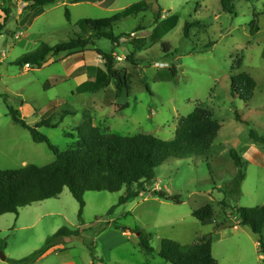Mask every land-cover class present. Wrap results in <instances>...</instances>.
Wrapping results in <instances>:
<instances>
[{
    "label": "rangeland",
    "instance_id": "374dc122",
    "mask_svg": "<svg viewBox=\"0 0 264 264\" xmlns=\"http://www.w3.org/2000/svg\"><path fill=\"white\" fill-rule=\"evenodd\" d=\"M138 1L64 0L30 11L23 0H0V22L7 13L0 36V168H19L23 161L43 166L55 159L46 143L33 142L28 129L13 122L8 106L31 126L42 118L58 123L36 128L59 151L76 147L75 127L85 114L117 135L152 134L169 140L179 120L199 105L220 124L217 137L203 155L169 157L144 191L123 205L117 202L124 190L86 191L79 217V205L65 188L57 198L1 214L0 254L5 259L0 257V264L29 255L61 227L78 229L79 236L65 238L34 264H171L158 254L163 239L189 244L209 233L218 264H262L258 236L238 225L235 207L264 204V141L249 136L254 130L264 139V14L256 18L254 32L251 23L253 13L264 9V0H235L233 14L222 10L220 0H143L150 4L148 10L114 24V32L124 34L118 46L104 38L95 42L99 49L113 51L115 68L129 75L128 92L119 98L113 83L96 92L78 91L83 82L73 71L85 63L103 66L96 52L86 51L84 58L78 55L84 52L50 55L41 67L15 63L41 43L54 45L83 35L82 19L112 17ZM171 15L177 20L167 29L162 20ZM185 22L190 24L187 36ZM141 36L147 37L146 44L136 50L129 40ZM129 54L133 61L127 59ZM241 72L256 82L249 100L231 93V78ZM105 96L111 105L104 103ZM14 146L19 149L13 151ZM231 150L240 156L241 167ZM239 169L244 178L234 198L226 188ZM207 203L213 206L214 218H194L193 210ZM135 228L150 235L152 253L141 250Z\"/></svg>",
    "mask_w": 264,
    "mask_h": 264
},
{
    "label": "trees",
    "instance_id": "16d2710c",
    "mask_svg": "<svg viewBox=\"0 0 264 264\" xmlns=\"http://www.w3.org/2000/svg\"><path fill=\"white\" fill-rule=\"evenodd\" d=\"M25 10L35 11L50 6L63 0H23ZM235 0H220L223 11L235 13ZM253 1V0H246ZM150 4L143 0L132 3L120 13L107 18L82 19L80 28L83 35H76L57 44L41 43L31 52L23 54L15 63L29 64V66L41 67L48 56H56L61 53H79L93 50L103 60V67L86 66L79 68L76 73H87L88 79L79 85V92H96L113 83L115 98L121 97L123 92H128L129 75L125 69L115 68L116 56L111 52H105L96 47L95 42L102 38L111 41L116 47L124 34L114 32V24L130 15L146 11ZM66 18L70 21L69 11H65ZM264 14L253 13L251 23L252 32L256 31V18ZM7 13L0 22V35L5 27ZM155 18L160 19V11L155 13ZM177 16L171 15L165 20L167 29L174 27ZM168 21V24H167ZM190 24L183 25L184 35H188ZM130 36V35H128ZM130 43L136 50L144 49L146 36L133 37ZM129 61H133L132 54L127 55ZM172 76L176 75V67H170ZM145 87V78L142 79ZM256 87L255 80L245 72L231 78V93L243 100H249ZM4 98L7 96L1 95ZM6 102V99H4ZM104 103L111 105V101L104 97ZM8 114L14 123L28 129L31 139L35 143L44 142L49 150L55 154L51 163L38 166L28 163L19 168H0V215L4 213H17L18 209L35 202L57 198L67 188L79 205V217L81 215L86 191H107L124 194L119 196L117 205H123L131 199L137 198L144 185L155 179V171L169 157L184 158L192 155H203L209 149L220 130V124L213 118L210 111L197 105L188 115L182 117L175 127L174 137L166 140L152 134H137L133 136L117 135L109 131L107 127L94 124L89 114H85L84 120L75 127L76 147L59 151L48 138L40 133L36 127H56L58 123H52L50 118H42L34 126L26 123L18 110L8 106ZM236 119L242 121L240 115ZM73 136L72 134H69ZM249 136L254 141H264L257 136L254 130L249 131ZM230 155L236 166H242V160L235 150ZM244 174L239 169L238 173L227 185L226 193L232 197L239 195ZM162 199H169L164 194L153 191ZM178 203V199H169ZM113 208L108 211L110 215ZM239 217L238 225L247 226L257 238V251L264 264V204L254 207H235ZM192 216L199 221H211L214 218L212 204L207 203L193 210ZM139 231V247L145 253L154 250L149 243L150 235L135 228L132 232ZM78 229L72 230L61 227L50 235L45 243L29 255L12 260V264H34L37 260L56 250L60 242L65 238L79 236ZM212 234L200 237L197 241L182 244L176 240L165 238L161 242L159 256L171 264H218L212 255Z\"/></svg>",
    "mask_w": 264,
    "mask_h": 264
},
{
    "label": "crops",
    "instance_id": "0c3cea01",
    "mask_svg": "<svg viewBox=\"0 0 264 264\" xmlns=\"http://www.w3.org/2000/svg\"><path fill=\"white\" fill-rule=\"evenodd\" d=\"M64 1V0H63ZM63 1H61V2H63ZM79 1V0H78ZM1 36V35H0ZM86 51H91V52H94L93 50H86ZM86 51H84V53H81V54H78L79 56H81L82 58H84V54H85V52ZM97 54V53H96ZM98 55V54H97ZM99 56V55H98ZM116 56V55H115ZM100 57V56H99ZM101 58V57H100ZM102 60V59H101ZM104 64V63H103ZM86 66H94V65H91V64H82V65H80V66H78L74 71H73V74H74V76H78V81H81V82H84V81H86L89 77H88V74L87 73H76V71L79 69V68H83V67H86ZM96 66V65H95ZM98 67H103V66H100V65H98ZM19 149V147L18 146H14V147H12V150L13 151H16V150H18ZM22 166H24V165H26L25 164V162L23 161L22 162ZM3 169H9V168H3ZM239 222V221H238ZM122 234L123 235H128L129 234V231H122Z\"/></svg>",
    "mask_w": 264,
    "mask_h": 264
},
{
    "label": "water",
    "instance_id": "95a60500",
    "mask_svg": "<svg viewBox=\"0 0 264 264\" xmlns=\"http://www.w3.org/2000/svg\"><path fill=\"white\" fill-rule=\"evenodd\" d=\"M0 257L4 260L5 259V256L4 255H2V254H0Z\"/></svg>",
    "mask_w": 264,
    "mask_h": 264
},
{
    "label": "built area",
    "instance_id": "2783aa9c",
    "mask_svg": "<svg viewBox=\"0 0 264 264\" xmlns=\"http://www.w3.org/2000/svg\"><path fill=\"white\" fill-rule=\"evenodd\" d=\"M26 67H29V64H25Z\"/></svg>",
    "mask_w": 264,
    "mask_h": 264
}]
</instances>
